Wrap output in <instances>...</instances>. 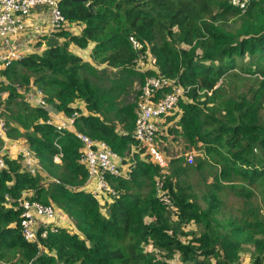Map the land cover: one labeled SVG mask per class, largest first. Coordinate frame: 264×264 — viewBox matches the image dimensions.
<instances>
[{
    "label": "trees",
    "instance_id": "obj_1",
    "mask_svg": "<svg viewBox=\"0 0 264 264\" xmlns=\"http://www.w3.org/2000/svg\"><path fill=\"white\" fill-rule=\"evenodd\" d=\"M58 5L69 23L83 24L80 33L73 34L69 27L54 31L42 51L1 70L7 79L0 88L7 92L2 108L6 136L21 137L41 171L30 176L18 158L4 155L0 264H171L167 259L174 258V264H240L244 244L254 250L252 264H264V216L247 206L237 219L223 218L219 195L236 187L228 182L237 180V193L249 197L247 185L254 186L264 199V0H246L243 9L231 0H59ZM130 35L156 57L157 72L132 67L136 53ZM71 43L79 48L92 45V62L72 52ZM100 65L115 71L108 86L99 81L95 66ZM240 71L254 75L255 87L226 93L221 78ZM153 74L192 86L178 102L177 127H170L173 114L164 116L158 138L177 134L189 144L200 143L203 157L195 169H214L210 179L200 181L204 188L197 195L182 178L184 170L173 166L174 159L169 161L164 184L173 211L155 197L158 165L138 154L129 179L110 177L119 191L116 197L100 200L79 189L87 172L78 161L82 144L77 135L58 133L45 122L46 110L21 98L15 85L41 89L53 109L66 115L77 112L78 133L125 155L136 144V114L135 100L125 102L121 94L134 80L140 87ZM198 90L205 92L198 95ZM59 151L60 162L55 163L53 155ZM41 173L52 180L45 181ZM23 192L41 203H55L56 210L67 215L66 223L35 242L25 240L17 207ZM100 205L106 206L104 213ZM189 224L199 231L182 229Z\"/></svg>",
    "mask_w": 264,
    "mask_h": 264
},
{
    "label": "built area",
    "instance_id": "obj_2",
    "mask_svg": "<svg viewBox=\"0 0 264 264\" xmlns=\"http://www.w3.org/2000/svg\"><path fill=\"white\" fill-rule=\"evenodd\" d=\"M59 0H0V71L13 62L21 60L26 54V42L23 34L26 30L28 17L36 11H46L49 29L52 32L59 31L63 27H70L62 14ZM233 6L243 9L246 0H231ZM129 42L136 53L133 68L145 72L155 70L156 57L144 49V45L135 36H129ZM157 72V71H156ZM192 86L180 85L176 79L159 74L146 76L135 98V121L133 137L136 144L131 146L125 155L114 152L110 146L98 139H92L86 134L78 133L74 128L77 112L71 115L61 113L49 106L41 89L33 87L24 91V99L31 105L46 110L48 118L46 123L52 125L58 133L64 131L74 132L80 140L78 161L87 172L83 184L78 187L97 199L104 197H116V190L110 181V177L129 179L136 163L135 155L138 154L144 160L157 164L159 173L154 177L155 197L168 210H174L165 179L169 174L168 160L160 151L158 140V124L168 114H173L180 99L191 90ZM6 127L0 121V169L6 167L4 155L10 158H18L22 169L30 176L41 171L39 160L31 148L23 142H12L7 146ZM13 150V151H12ZM62 153L59 151L53 155L55 163L60 162ZM56 182H58L56 180ZM68 188L73 189L72 186ZM31 193L23 192L17 199V207L20 210V232L27 241L35 242L50 232H57L66 223L67 216L58 213L52 204H44L32 199Z\"/></svg>",
    "mask_w": 264,
    "mask_h": 264
},
{
    "label": "rangeland",
    "instance_id": "obj_3",
    "mask_svg": "<svg viewBox=\"0 0 264 264\" xmlns=\"http://www.w3.org/2000/svg\"><path fill=\"white\" fill-rule=\"evenodd\" d=\"M50 31V29H49ZM52 40L49 39L47 44H50ZM97 67L98 73L100 74L99 81L102 82L105 85L110 84V80L116 78L115 71L111 70L110 68L103 67V66H95ZM101 69V70H100ZM103 71V72H102ZM237 69H234L233 72H236ZM240 75L236 76L235 74H229L228 76L225 75L224 77L221 78V86L223 87L224 91L228 94L232 93H246L250 88L255 87V83L253 79L255 78L254 75H250L249 73L245 72H239ZM7 83V79L5 76L1 75L0 71V88H3V85ZM16 85V91L18 95L22 98H24V91L28 90L30 88L35 87L34 85L25 88L24 86H19L18 84ZM139 82L137 80L133 81V86H127L126 87V92L121 94V100H125V102H132L136 98V91L138 89ZM198 95H203L204 90H198ZM7 96V92L3 89H0V121L3 122L4 124L6 123L5 121V115L3 113V102ZM179 112L178 106L174 109L173 111V119H171L170 122V127H177V115ZM176 116V117H175ZM6 129L7 124H5ZM165 125L163 123L158 124L159 131L162 129ZM19 131H21V127H18ZM163 132V130H161ZM160 134V132H159ZM158 134V135H159ZM12 140L15 141H20L22 138L17 136L15 133L12 134ZM27 144V143H26ZM158 147L160 151L165 155V157L169 161L174 159L173 161V166L180 167L184 170V174L182 175V178H184L191 186L192 190L194 191L195 194L201 195L204 186L200 184V181L207 176V179H210L208 177V174L213 172L214 169L207 165H203L201 170H196L195 165L199 159L203 157V154L200 150V143H197L195 145L189 144L184 138L177 134H173L172 137H166L165 139H162L161 137L158 138L157 140ZM170 170V169H169ZM43 179L45 181H50V177L47 176L45 173H41ZM210 180H208L209 182ZM236 187L233 189L231 188H226L224 191L220 192V197L222 201V206L220 205L221 212L223 215L221 217L226 218V217H235L236 219L240 217L243 209H245L247 206H252L255 207L257 211L261 215L264 216V199L263 195L260 191V189L254 187V186H249L247 187L250 189L251 193L249 194V197L244 196V194L237 193L239 185L241 182L234 180L233 182H228ZM55 203H53L54 205ZM56 206V205H55ZM54 207V206H53ZM106 206L105 205H100V210L102 213L105 212ZM173 211V210H171ZM61 215H65V213L59 211ZM173 217H175L174 214H172ZM66 222V221H65ZM65 224V223H64ZM183 230H185L187 233L196 231L198 232V227L194 224H189L188 226H183ZM146 249H150L151 247L149 245L144 246ZM243 250L240 252V264H252V257L254 256V250L251 246V244H244ZM177 261V258L174 259H167V262L174 264V262ZM179 264H187L183 262H179Z\"/></svg>",
    "mask_w": 264,
    "mask_h": 264
},
{
    "label": "crops",
    "instance_id": "obj_4",
    "mask_svg": "<svg viewBox=\"0 0 264 264\" xmlns=\"http://www.w3.org/2000/svg\"><path fill=\"white\" fill-rule=\"evenodd\" d=\"M70 30L73 34H79L80 30L83 26L82 23H72L69 25ZM45 36V37H44ZM23 37L26 42V50L25 54L31 53V52H40L43 48H46L48 45L49 39H54L55 36H52L51 31H49V25L47 20V12L46 11H36L33 12L27 19V26L26 30L23 34ZM58 40L60 38H57ZM92 49V45L88 46L86 48H79L75 46L73 43L70 44V50L74 52L76 55L80 56L82 60L92 62L91 58L89 56V52ZM77 105H80L82 108L83 105L81 102H76ZM62 112L58 113V116H61ZM24 140L21 139L18 142H23ZM7 146H9L12 142H17L15 140H12L8 137L7 139ZM13 151V150H12ZM8 156V155H7ZM52 178H50V181ZM58 210L57 212L59 213ZM63 213V211H61ZM64 216H67L66 214ZM63 216V217H64Z\"/></svg>",
    "mask_w": 264,
    "mask_h": 264
},
{
    "label": "water",
    "instance_id": "obj_5",
    "mask_svg": "<svg viewBox=\"0 0 264 264\" xmlns=\"http://www.w3.org/2000/svg\"><path fill=\"white\" fill-rule=\"evenodd\" d=\"M87 6H88V9L90 10V11H92L93 9H92V6L88 3L87 4Z\"/></svg>",
    "mask_w": 264,
    "mask_h": 264
}]
</instances>
